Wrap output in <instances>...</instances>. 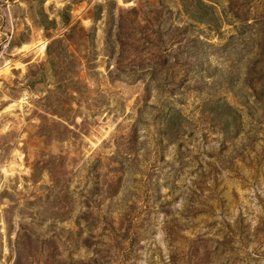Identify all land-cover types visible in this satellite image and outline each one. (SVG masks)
<instances>
[{
	"label": "rangeland",
	"instance_id": "obj_1",
	"mask_svg": "<svg viewBox=\"0 0 264 264\" xmlns=\"http://www.w3.org/2000/svg\"><path fill=\"white\" fill-rule=\"evenodd\" d=\"M202 1L0 0V264H264V0Z\"/></svg>",
	"mask_w": 264,
	"mask_h": 264
},
{
	"label": "trees",
	"instance_id": "obj_2",
	"mask_svg": "<svg viewBox=\"0 0 264 264\" xmlns=\"http://www.w3.org/2000/svg\"><path fill=\"white\" fill-rule=\"evenodd\" d=\"M195 4H196L197 10H202L205 12L212 13V8L208 6L207 4H205L202 0H195ZM190 14L195 16L193 12H191ZM170 115H174V112H171ZM170 117L172 118V116Z\"/></svg>",
	"mask_w": 264,
	"mask_h": 264
}]
</instances>
